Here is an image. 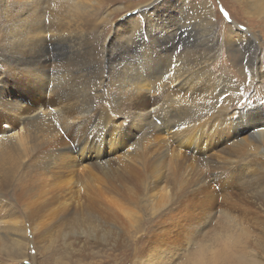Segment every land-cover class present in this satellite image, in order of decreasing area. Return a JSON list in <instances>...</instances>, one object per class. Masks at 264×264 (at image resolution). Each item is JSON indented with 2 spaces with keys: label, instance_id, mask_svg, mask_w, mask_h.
<instances>
[{
  "label": "bare ground",
  "instance_id": "6f19581e",
  "mask_svg": "<svg viewBox=\"0 0 264 264\" xmlns=\"http://www.w3.org/2000/svg\"><path fill=\"white\" fill-rule=\"evenodd\" d=\"M105 1L106 0H0V8H2V13L6 15L5 20L7 19V26H10L11 29L9 33L11 40L7 38V41H5L6 48H9L8 50L9 53L11 52V56L9 57L10 60H8L5 65L14 75V77L8 79L7 82H2L5 88H2L0 98L13 101L16 103L15 106L17 107V105L21 104L23 102L22 100H25L29 95L42 93V95H52L50 101H55L54 103H57L58 105L43 109L36 108L31 113H27L18 118L19 129L17 131L13 130V132H6L0 135L1 177L2 174L4 176L14 174L12 176L14 177L17 173L21 178L20 182H22L23 177H36L38 182L35 187L28 184L29 182H24L25 184L20 185L22 190L21 194L23 196L34 195L36 191L32 188H38V190L42 192L46 186L55 183L58 185L55 187L57 190L58 187H61L60 189L70 192L71 195L74 194L69 197L68 200L78 203L79 199L77 200L76 198L79 194L77 190L76 194L73 193V184L77 187L80 182L84 181L83 187L84 185L86 187V183L89 182L92 188L95 191H98L96 177L91 175V172L87 169V166L90 164L88 161L92 160V158L98 154V150L87 145L85 140H81L82 136L79 129L83 126V120L89 119L95 115L94 118L96 119L97 127L102 130L111 128L113 131H117L120 129L118 125L122 123H117L119 122L118 117H123V122L125 125H128L127 128L130 135H125L121 141H118L115 144H113L112 138L110 139L111 141L108 140L106 143H109V153H106L105 157L101 160L94 158L95 161L97 160L101 161V163H107L110 156H117V153L124 148L123 145L126 146L130 142L134 145L133 152L131 151L134 156L132 157L129 155L130 157H128L126 156L127 154L123 152L125 157H123L121 161H118L122 168L129 169L130 171L138 170L139 167L136 165L141 167L143 165L145 166L146 164H149L153 158L154 160H158L156 157L161 158L163 155L172 152H175V154L174 157H172V155L170 158H173L174 161L171 162L170 160L168 164L169 170L171 168L173 170H183L185 166H187L186 161L189 159L195 158L197 163L200 162L199 165H202L201 161L203 162L204 160V162L215 164L216 171H214V176L225 186H222L219 197L226 199V201L227 199H230L231 201V199L234 198L235 193L237 191L240 192L239 190H241V194L239 193V195H242V193L247 194L245 196L250 201L249 206H251V209L254 208L252 211L256 212V214H258L257 216L263 219L264 199L260 197L259 193H261L260 190H264V175L260 173L261 180H258V184L253 183L254 185L251 186L250 183L254 174L243 173L241 165L240 168L237 165L241 161H238L239 163L237 162V159H235L237 157L235 156V153H238L237 151H240L243 148L252 150L248 145L249 143L246 142L248 136L251 138L249 141L252 142L257 141L258 137V142H261L258 146L264 148V114L259 109L254 110V108H258L257 100L251 101L250 99H247V102L242 109L231 111V113H228L224 108H220V99L218 100L216 98L221 97L224 91L235 88V85H233L234 83L231 81V78L228 77L227 73L219 72V74L217 73L218 76L211 75L210 71L213 70V65L217 64V62L213 63V61L221 52L220 48L215 47L213 53L211 52L210 55L207 54L205 56L196 57L188 62H182L179 59H176L174 54H172L175 35H178L179 29L184 27V24H177L178 22L175 18L180 16V13H183V9L186 10V0H146L143 3H140L138 5L139 11H134L139 14V17L128 18L126 16L124 19L126 25L121 24L114 26L111 29V36L113 39L110 42L108 41L111 36L109 37L108 34L103 35L105 29L104 24L109 21L110 16L114 14L115 11L117 12L123 7L116 6L111 11L107 9L103 10L102 8L105 6V3H107ZM238 2L243 4V8L249 16L257 18L264 17V0H238ZM199 5H204L202 14L208 18L209 22L213 23L210 27L212 35L210 40L211 43L214 46H221V42L225 41V47H236L234 51L236 52L239 51L237 43L241 42L240 44H242L244 48L251 49L253 52V54H250L251 51L245 53V55H249L252 60V64L250 65L251 69L248 72V79L252 81L255 78L262 77L264 72L260 73L257 66L260 61V46H255V42L253 41L254 43H252L250 40L252 39L251 37L248 39L245 36V32L243 33L239 31H237L238 39L218 40L216 38L215 19L212 16V14H214V8L212 7L213 4L211 0L195 4L196 8ZM194 8L195 7H193V9ZM156 20L160 22L156 23ZM144 22L156 23L157 27L163 28L168 24L170 30L166 31L165 39L170 38V36L173 38L162 42L161 49L156 52V63L153 60H149L142 65L141 69H139L137 67L138 65L136 66V64L129 61V58L131 57L130 36L132 35L131 37H133V34L140 29V24ZM124 25L129 28L122 34L120 32V27H125ZM234 26L235 25L233 24L227 28H229V31L238 30ZM239 35H243L244 38H241L242 36L240 37ZM90 36L91 39L94 38V40L99 43V46L97 54L90 57L91 67L89 70L93 69V72L90 71L91 73L86 74V76H89V78L86 77L88 80L86 78L84 81L79 80L82 82L76 85L74 80L77 78L71 77L68 78L67 81L62 79L65 81L58 84L60 76L64 74L61 71L62 74L59 75L58 72V69L63 68L60 67L61 60H58V54L60 52H65L68 49H74L77 45H83L87 42L86 40H90ZM112 42L113 44L115 42V47L110 51L108 48L112 47ZM169 44H171L170 47H168ZM87 46H89L88 48H91L92 45L87 44ZM87 46L83 47L87 48ZM147 48L148 46L144 49L147 50ZM144 54L145 53H143L142 56ZM90 55H92V53ZM213 55L214 57H212ZM87 56L88 55H86V57ZM75 57L76 56L67 58L72 62ZM3 59L5 60L6 58ZM152 61L154 62L153 65H151ZM262 64L264 65V60L262 61ZM96 67H99V71L94 70ZM169 67L171 70L168 72ZM52 69L53 71H50ZM73 71H75V68ZM6 73L8 74V72ZM163 74L165 75L162 76ZM2 76H5V74L0 71V78H2ZM96 76H100V78L96 79ZM213 77H215L214 80ZM198 84L201 85V92L199 94L193 90ZM49 85L52 86V90L49 88ZM178 89H181L179 90L180 92H178ZM96 95L100 96V103L97 104L94 98ZM145 96L152 97L154 101L146 108L138 109L137 106L136 109L138 110L133 112L132 110L135 108L134 106L131 113L125 112L127 114H123V116H121L119 114L120 112L116 111L114 108L120 104L121 99H126L127 102L132 101V104H136L137 102L140 105L145 106L146 102L145 100H142ZM70 101L74 104V114L76 115V117L74 116V119L69 118L70 109H68V107L70 106ZM62 102H66V107L62 106ZM111 108L113 111H111ZM154 115L156 118L158 116L159 119H162V122H159L162 123L160 126L155 125L153 121H151L152 119H155V117H153ZM172 119L175 120L174 123H171ZM221 119H223V121H221ZM229 119H240L236 122L242 123L239 128L229 130L231 140L239 141L240 145L238 144L239 146L236 147L237 149H234L236 146L235 143L237 142L232 143L229 147H224L225 145H222L221 148H224L221 149V152L225 155L224 157L219 156L221 154L220 152V154L217 153L218 156H215L217 154L212 156L210 153L209 155L211 158L210 156L207 157L206 154L219 143L218 141H213L212 136L218 133L222 128L224 125L222 122ZM246 119H249V121ZM92 126H94V123ZM59 128H63L69 136L72 137L73 135L72 138L74 142L66 141L63 135H61ZM250 130L253 131L251 135L247 136V134H244V132ZM78 145L79 149L77 152ZM85 146L87 147L86 149H84ZM185 146L188 148L186 152L187 156L184 152V160H182L180 150ZM190 147H192L191 150H189ZM91 150H94V153H92ZM87 151H89L90 154H87ZM160 151L162 152L160 153ZM46 153H48L47 159L45 160L44 158V160H42L41 157ZM119 155H121V153H119ZM154 163L152 164L154 165ZM165 163L163 164L164 166L167 165ZM157 164L159 165V163ZM161 165L162 164H160V166ZM160 166L159 168H162ZM157 167L158 166L154 167V169ZM248 167L247 169L250 170ZM65 168H67L66 171H64ZM118 168L120 167L118 166ZM154 169H152L153 172H155ZM165 169L166 168L164 167V170ZM148 170L151 171L150 167ZM165 171L167 172V170ZM165 171L162 173L166 174ZM66 174L70 175L67 177L68 180L61 181L59 177H65ZM235 176L236 179L232 181L233 185L230 186L229 181ZM209 177L210 174L207 172L200 174L197 178L194 177L196 179H192L189 182V186H187L190 188L194 187V189H188L194 192L201 183L207 182V178ZM152 178L156 180L158 177L156 176ZM189 180L190 178H188V181ZM98 181L101 182L103 180L100 179ZM158 182L160 183V181ZM168 182L170 183L169 180ZM240 183H244V185L242 184L241 187ZM5 186L6 185H4V187ZM100 186H102V184ZM160 187H162L161 189L167 197L168 194L166 193H168L167 188L169 185L167 188L165 184L163 186L160 185ZM165 188L166 190L164 191ZM235 188L239 189L235 192L233 191ZM181 189V193L180 191L179 193H176V195H174L175 192L172 193V197L174 196L173 198L175 199L172 202L173 204H178L180 202V197L185 188L182 187ZM108 190L112 192V196H109V200L117 201L115 199L125 198L124 194L126 191L122 187L111 184V187H108ZM177 190L178 189H176V192H178ZM68 194L69 193L66 195ZM240 197L238 196L237 198L241 200L246 199L243 195L241 198ZM232 201L234 202V200ZM234 204H236V202ZM79 206H83V208L79 209L80 212H82L81 210L93 209V207H88L84 202H79ZM95 207L96 206H94V209H96ZM243 207L244 206H242V208ZM84 212L87 211H83L84 216L80 213L81 218L79 220L75 219L70 223L71 225L69 227H62L58 231V238L63 235L67 236L64 241H61L62 243L64 242L63 244H67L68 240L72 238L75 233H79L80 235L77 234V236H80L81 238H77V241H74L75 243L73 245L76 246L80 242H89L85 239V234L92 236L88 232L89 225L91 224L90 220L92 221V219L89 213L84 214ZM252 214L255 215V213ZM222 216L229 220L232 219V216L225 212L222 213ZM225 218H223V220ZM233 222L232 219V223ZM259 222L262 221L260 220ZM97 238L98 236L95 237V240ZM99 239L103 242H109V238L105 233H101ZM259 241L261 242V240ZM253 246H258V243L254 242L251 244L249 251L240 252V250H238L234 253L220 255L218 258V264H264L256 252L254 253Z\"/></svg>",
  "mask_w": 264,
  "mask_h": 264
},
{
  "label": "rangeland",
  "instance_id": "374dc122",
  "mask_svg": "<svg viewBox=\"0 0 264 264\" xmlns=\"http://www.w3.org/2000/svg\"><path fill=\"white\" fill-rule=\"evenodd\" d=\"M145 1L146 0H106L105 2L107 3H105V8H102L103 10L107 9L111 11L116 6H121L123 8H120L117 12L115 11L114 14L110 16L107 23H103L105 28L103 35L108 34L110 37L112 35L111 29L114 26L121 24L126 25L124 20L126 16L128 18H138V5ZM205 1L207 0H186V10L183 9V13H180V16L175 18L178 22L177 24H184V27L179 29L178 35H175L172 54H174L176 59H179L182 62H188L196 57L205 56L207 54L210 55L211 52L213 53L215 47L220 48L221 52L213 61V63L217 62V64L213 65L214 68L210 71L211 75L218 76L219 72L227 73L228 77L231 78V81L234 83L233 85H235L234 89L226 90L221 97L216 98L218 100L220 99V108H224L228 113H231V111L242 109L245 106L247 99H250L251 101L257 100L258 108H254V110L259 109L264 114V75L260 78H255L252 81L248 79V72L251 69L250 65L252 64V60L251 57L249 55L246 56L245 53L250 52L251 49L244 48L243 45L240 44L241 42H238L237 47L239 51L234 52L236 47L226 48L225 41L221 42V46H214L211 43L210 40L212 35L210 27L213 23L209 22L208 18L202 14L204 5H199L197 8L195 6V4ZM211 2L213 4L212 7L214 8V14H212V16L215 19L216 38L218 40H235L238 39L237 31L245 32V36L248 39L251 37L252 39L250 40L252 43L255 42V46H260V61L257 66L260 73L264 72V65L262 64V61L264 60L262 59L264 58V17L257 18L249 16L243 8V4L238 2V0H211ZM193 7L195 8L193 9ZM2 12V8H0V69H2L0 71L3 72L5 76L0 78V92L2 91V88H5L2 82H7L8 79L14 77L13 73L9 71L5 65L7 61L10 60L9 57L11 56V52L9 53L8 50L9 48H6L5 45L7 38L11 40L9 34L11 29L10 26H7V19L5 20L6 15ZM158 22L160 21L156 20V23ZM156 23H141L140 29L133 34V37H131L132 35L130 36L131 57L129 58V61L136 64V66L138 65L137 67L139 69H141L142 65L147 61H155L156 52L161 49L162 42L173 38L170 36V38L165 39L166 31L170 30L168 24L163 28L157 27ZM233 24L238 30L229 31V28L227 27ZM128 28V26L120 27V32L123 34ZM241 36V38H244L243 35ZM89 39L90 40H86V43L92 45V49L88 48L89 46L84 43L83 45H77L74 48L75 50L68 49L65 52H60L58 54V60H61V65H59L60 67H63H59L62 70L58 69V72L59 75H61L62 72L64 73L60 76L58 84H61L62 81H67L68 78L74 77L77 78L74 80V83L77 85L84 81L86 77L89 78L86 74L93 72V69L89 70L91 67L90 57L97 54L99 46V43H97L94 38L91 39L90 36ZM112 39L113 37L111 36L108 42ZM112 44L113 42L111 45ZM83 46H87V48ZM147 46L148 48L145 50L144 48ZM170 46L171 44L168 45V47ZM114 47L115 42L111 48H108V50L112 51ZM91 53L92 55H90ZM143 53L145 54L142 56ZM85 54L88 56L86 57ZM250 54H253V52L251 51ZM73 55L76 57L71 62L69 58L74 57ZM212 57H214V55ZM3 58L6 59L4 60ZM153 61L151 65L154 64ZM74 68L75 71H73ZM94 70L99 71V67H96ZM170 70L171 68L169 67L168 72ZM50 71H53V69ZM6 72H8V74ZM95 78L99 79L100 76H96ZM214 79L215 77H213V80ZM195 87L193 90L199 94L201 92V85L198 84ZM49 88L52 90V86L49 85ZM179 90L181 89H178V92H180ZM51 98L52 95L48 96V94H32L25 100H22L23 102L18 104L17 107L15 106L16 103L13 101L0 98V135L6 132H13V130L17 131L19 129L18 118L27 113H31L36 108L43 109L58 106L57 103H54L55 101H50ZM94 98L96 104L100 103L99 95H96ZM142 100H145V106H142L137 102L136 104L134 102V104H132V101L127 102L126 99H121L120 104L114 108L116 111L120 112L119 114L121 116H123V114L131 113L132 111L134 112L140 108H146L154 102L153 98L148 96H145V98L143 97ZM61 104L63 107H66V102H62ZM69 105V118L74 119L76 117L74 114V104L70 101ZM137 106L138 109H136ZM111 111H113L112 108ZM94 117L95 115L89 119L83 120V126L80 128L81 130L79 129V132L81 131V140H85L87 145L98 150V154L94 156L92 160L88 161L90 164L87 166L91 175L96 177L98 191H95L89 182L86 183V187L85 185L83 187V181L80 182L77 187L73 184V193L76 194L77 190L79 194L76 198L77 200L79 199L78 203L68 200V198L74 194L71 195L70 192L60 189L61 187H58V191L57 188H55L58 185L55 183L46 186L42 192H40L38 188H32L36 191L34 195L23 196L21 194L22 190L20 185L25 184L24 182H29L28 184L35 187L38 182L36 177L26 178L22 176V182H20L21 178L17 173L14 177H12L14 174L9 176H4L2 174V177L0 175V264H218V258L220 255L234 253L238 250H240V252L249 251L251 244L254 242L258 243V246H253V251L254 253L256 252L264 262V215L262 216V219L257 216L258 214H256V212L252 211L254 208L252 207L253 209H251V206H249L250 201L245 196L247 194L242 193V195L246 197L245 200L243 198V200L237 198L238 196L242 197V195H239L241 190H239L240 192L237 191L239 188L233 189V191H237L236 193L238 194L235 193V196L231 201L230 199H227L226 201V199L219 197L222 186H225L214 176V171H216L215 164L204 162L203 160L201 163L204 166H202L199 165L200 162L197 163V160L193 158L186 161V165L189 167L184 165L185 168L183 167V170H173L172 168L169 170L168 164L170 160L171 162L174 161L173 158H170L172 155V157H174L175 152H172L163 155V158L156 157L158 160H154L153 158L151 162L145 166L143 165L141 167L136 165L139 169L130 171L129 169L122 168L118 161H121L123 157H125V154H127L126 156L128 157H130L129 155L132 157L134 156L132 155L134 145L131 142L126 146L123 145L124 148L119 152L121 155L117 153V156H110L108 160L109 163L108 161L107 163H101V161L97 160L96 162L94 158L101 160L105 157L106 153H109V143H106L108 140L112 138V142L115 144L116 142L121 141L125 135H130V132L127 128L128 125H125L123 122V117H118L119 122L117 123L119 124L122 122L123 125L120 123L118 125L120 129L117 131H113L111 128L105 130L100 129L97 127V122ZM153 117H155V119H152L151 121H153L155 125L160 126L162 123L159 122H162V119H159L158 116L156 118L155 115ZM238 120L240 119H229L222 122L224 123L222 128L218 133L212 136L213 141H218L219 143L206 154L207 157L210 155L214 156L217 153H221L222 155L220 154L219 156L224 157L225 155H223L221 149L229 147L232 143L237 142L231 140L229 130L239 128L242 123H237L236 121ZM246 120L249 121V119ZM221 121H223V119H221ZM174 122L175 120L172 119L171 123ZM93 123L94 126H92ZM59 131L66 141H73V135L72 137L69 136L63 128H59ZM252 132L253 131L250 130L244 132V134H247L248 136L251 135ZM249 140H251L250 136L246 138V142L249 143L248 145L252 150H247L246 148H243L240 151L238 150V153H235V156H237L235 159H237V162L241 161L240 163L238 162L239 164L237 165L239 168L241 165L243 173L254 174L250 183V185L253 186L254 184H258V180H261V174L264 175V148L258 146L261 143L258 142V137L257 141L252 142ZM238 144L239 141L235 143L236 146L234 149L240 145ZM222 145L225 146L221 148ZM86 148L87 147L85 146L84 149ZM78 149L79 145L77 146V152ZM187 149V146H185L182 148L183 151L180 150L182 160H184L183 155L184 152L186 155ZM191 149L192 147L189 148V150ZM91 152L94 153V150H91ZM123 152L125 153L124 155ZM161 152L162 151H160V153ZM87 154H90V152L87 151ZM218 154L215 156H218ZM47 157L48 153L42 156L41 159L44 160L45 158L46 160ZM152 163H154L155 166ZM157 163H159V165ZM164 163L167 165L164 166ZM160 164L166 168L165 170H167V172L162 165L160 166ZM118 166L120 168H118ZM156 166H158L157 168L160 166L163 169H154ZM149 167L151 171L148 170ZM247 167L250 168V170L247 169ZM66 169L67 168H65L64 171H66ZM152 169H154L155 172H153ZM163 170L166 174H163ZM156 172L160 174L158 175ZM204 172L210 174V177L207 178V182L201 183L203 186H198L194 192L190 191L188 189L190 187H187L189 186V182L192 179H196ZM155 175L160 179L157 178L160 183L157 179L155 180L152 178L156 177ZM69 176V174H66L65 177L62 176L59 177V179L61 181L68 180L67 177ZM188 178H190L189 181ZM100 179L104 181V184L103 181H98ZM235 179L236 176L229 181L230 186L233 185L232 181ZM101 184L103 187L100 186ZM111 184L122 187L126 191L124 199H115L117 201L109 200V196H112V192L108 190V187H111ZM164 184L166 185V188L169 185V189L167 188L168 193H166L168 194L167 197L164 195L165 193H163L161 189L162 187H160V185L163 186ZM242 184L244 185V183H240L241 187ZM4 185L6 186L4 187ZM182 187L185 189L180 197V202L178 204H173L172 202L175 199L173 198L174 196L172 197V193L175 192L174 195H176V193H179V191L182 190ZM176 189H178V192H176ZM190 189H194V187H191ZM260 191L261 193H259V195L264 199V190ZM66 192L69 194L66 195ZM232 200H234V202ZM81 201L86 203L88 207H93V209L81 210L82 212H80L79 209L83 208V206H79V202L82 203ZM235 202L236 204H234ZM94 206H96V209H94ZM242 206L244 207L242 208ZM83 211H87L84 212V214L89 213L92 219V221L90 220L91 224L89 225L90 230L88 229L89 234L92 236L85 234V239L89 242H84L85 244L80 242L76 246L73 245L75 243L74 241H77V238H81L80 236H77V234L80 235L79 233H75L74 236L68 240L67 244H63L64 242L62 243L61 241H64L67 236L63 235L58 238V231L62 227H69L71 225L70 223L75 219L79 220L81 215L84 216ZM223 212L232 216L234 222L232 223V219L229 220L222 216ZM252 213H255V215ZM222 217L225 219L223 220ZM260 220L262 222H259ZM101 233L107 234L109 242H103L99 239ZM94 236H98V238L95 240ZM259 240H261V242Z\"/></svg>",
  "mask_w": 264,
  "mask_h": 264
}]
</instances>
